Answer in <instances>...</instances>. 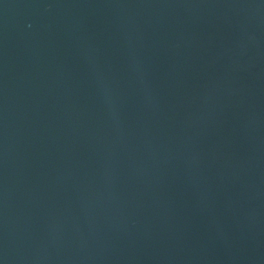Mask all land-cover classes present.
<instances>
[{
    "label": "water",
    "instance_id": "obj_1",
    "mask_svg": "<svg viewBox=\"0 0 264 264\" xmlns=\"http://www.w3.org/2000/svg\"><path fill=\"white\" fill-rule=\"evenodd\" d=\"M0 264H264V0H0Z\"/></svg>",
    "mask_w": 264,
    "mask_h": 264
}]
</instances>
